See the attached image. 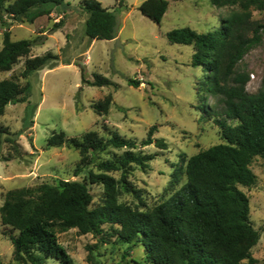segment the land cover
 Here are the masks:
<instances>
[{
  "label": "rangeland",
  "instance_id": "rangeland-1",
  "mask_svg": "<svg viewBox=\"0 0 264 264\" xmlns=\"http://www.w3.org/2000/svg\"><path fill=\"white\" fill-rule=\"evenodd\" d=\"M99 1L117 11L120 26L114 39H91L86 34L89 12L83 8V0H65L51 14L33 22L5 16L10 22L12 40L46 39L20 57L10 70H0V81L16 76L23 86L29 83L23 98L9 104L0 116V127L11 132L0 133V264H25L15 260L14 245L1 220V206L8 190L76 180L88 183L93 195L90 208L106 202L104 185L91 183L89 173L102 172L97 163L119 157L126 148L109 146L96 155L94 162L84 165V154L69 140L60 146L47 145L55 133L64 131L67 138L80 140L92 131L106 140L119 134L135 140L136 151L154 156L147 168L132 164L125 177L121 170L107 172L119 180V188L125 180L137 190L133 193L121 188L119 203L151 210L180 189L187 181V160L224 142L215 118H223L225 96L210 92L208 72L203 66L193 65L194 44H173L167 33L185 26L199 33L215 31L226 18L242 11L243 2L244 13L249 14L245 36L253 37L255 29L264 25V0H238L222 6L213 5L211 0H169L160 24L141 13L139 5L144 0H124L123 6L120 0ZM60 20L64 24L53 31ZM3 32L0 23V49ZM259 34L260 42L247 50L226 87L236 85L234 78L242 72L250 76L246 85L249 92L260 89L264 76V27H260ZM49 52L57 56L55 67L48 65L28 77L21 76L28 58ZM82 72L89 82L99 73L116 83L91 85L82 80ZM131 79L139 81V85L130 84ZM108 95L112 96L110 107L99 114L94 103ZM210 110L218 116H208ZM228 123L237 124V120L229 119ZM154 125V137L165 138L166 148L142 144ZM10 137L20 143L22 153L18 154ZM89 156L92 158V153ZM250 167L257 176L256 182L240 188L250 198V218L260 232L251 252L264 263V157L255 156ZM103 227L105 242L96 234H81L78 228L57 230L72 262L49 257L43 264H153L146 260L142 243L118 241L114 232L118 224ZM89 255L94 256L91 261Z\"/></svg>",
  "mask_w": 264,
  "mask_h": 264
},
{
  "label": "trees",
  "instance_id": "trees-1",
  "mask_svg": "<svg viewBox=\"0 0 264 264\" xmlns=\"http://www.w3.org/2000/svg\"><path fill=\"white\" fill-rule=\"evenodd\" d=\"M124 0H120L123 6ZM238 0H211L216 6L237 3ZM65 0H0V23L4 29L3 46L0 49V70H10L20 59L28 55L34 45L45 43L38 39L12 40L10 22L26 20L33 22L37 17L51 14ZM169 0H144L139 5L143 15L160 24L169 7ZM83 8L89 12L86 34L91 39H114L119 32L117 11L109 10L99 0H83ZM233 13L224 20L221 28L199 33L185 26L170 30L167 38L171 43L195 46L192 63L203 66L208 72L210 92L225 96L223 118H215L224 139L219 143L192 155L186 164L187 181L170 198L151 210H138L119 203L120 189L137 193L127 181L108 174L121 170L125 177L132 164L142 169L154 158L150 154L136 151L137 142L114 134L104 139L97 132L85 134L82 140L67 138L64 131L48 138V146H60L69 140L80 149L85 158L84 165L94 162L98 153L109 146L126 148L114 159L97 163L102 172L89 173L91 183H102L106 202L90 208L93 195L87 182L62 181L59 185L42 183L37 186L8 190L1 206V220L7 227L14 245V258L25 264H43L46 258H56L71 263L66 247L60 243L57 230L78 228L81 234L93 233L105 242L104 224L119 225L114 232L122 243L139 242L145 248L146 260L153 264H264L252 255V248L260 239L250 218V198L240 186L250 187L256 182V174L250 167L255 156L264 157V76L260 89L251 93L246 89L248 73L237 74L236 85L226 87L235 73V68L247 50L260 42V27L253 37L245 36L249 14ZM6 16V17H5ZM64 24L55 23L53 31ZM57 56L52 52L28 58L21 76L28 77L45 66L55 67ZM82 80L89 82L82 72ZM138 86L139 81L129 80ZM95 86L112 85L110 78L96 73ZM29 83L23 86L19 77L0 81V116L11 103H17L29 91ZM223 101L222 99H220ZM112 96L94 103L99 114L106 113ZM210 110L208 116H218ZM237 120L229 124L228 120ZM157 126H152L143 145L156 144L166 148L165 138H155ZM0 133L10 134L0 127ZM15 150L21 145L14 137ZM92 153V158L89 156ZM83 166V165H81ZM131 247V246H130ZM93 255H89L91 261Z\"/></svg>",
  "mask_w": 264,
  "mask_h": 264
}]
</instances>
